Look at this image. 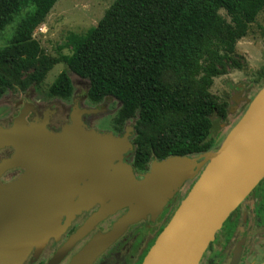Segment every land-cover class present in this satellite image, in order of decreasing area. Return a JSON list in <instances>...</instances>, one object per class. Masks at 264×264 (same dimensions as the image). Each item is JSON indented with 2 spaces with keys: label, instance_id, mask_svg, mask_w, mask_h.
<instances>
[{
  "label": "water",
  "instance_id": "1",
  "mask_svg": "<svg viewBox=\"0 0 264 264\" xmlns=\"http://www.w3.org/2000/svg\"><path fill=\"white\" fill-rule=\"evenodd\" d=\"M32 106L26 105L10 127L0 125V149H15L0 161V264H23L34 247L39 251L56 236L63 215L67 223L100 205L67 249L95 223L127 208L111 230L96 235L74 260L87 264L130 225L149 216L155 220L192 180L141 264H199L231 213L264 179V85L217 149L155 159L141 178L125 160L134 149L132 128L122 136L89 129L82 114L99 109L76 107L71 123L54 132L45 121H27ZM16 167L24 172L2 182V175ZM241 251L239 244L230 264H238Z\"/></svg>",
  "mask_w": 264,
  "mask_h": 264
},
{
  "label": "trees",
  "instance_id": "2",
  "mask_svg": "<svg viewBox=\"0 0 264 264\" xmlns=\"http://www.w3.org/2000/svg\"><path fill=\"white\" fill-rule=\"evenodd\" d=\"M57 1L0 0V29L24 14L0 49V98L42 82L63 62L89 80L93 100L120 101V122L135 120L136 171H147L155 159L219 147L213 117L225 121L229 101L211 88L216 77L243 68L237 43L264 0H115L94 29L69 35L72 53L55 57L42 53L33 33ZM68 71L51 85L53 96L72 95Z\"/></svg>",
  "mask_w": 264,
  "mask_h": 264
},
{
  "label": "flooded vegetation",
  "instance_id": "3",
  "mask_svg": "<svg viewBox=\"0 0 264 264\" xmlns=\"http://www.w3.org/2000/svg\"><path fill=\"white\" fill-rule=\"evenodd\" d=\"M65 70L68 71L67 66ZM68 74L73 86V93L69 98L53 96V101L39 103L30 99V94L28 93L29 88H27L23 90V97L14 103L11 110L7 114L3 113L5 116L0 119V125L10 127L15 117L26 108V105H33L32 108L28 109L27 121H45L48 129L59 132L62 131L65 124L71 123V116L76 107L79 110L97 108L99 109L98 112L82 114V119L86 127L99 132H111L119 136L124 135L127 130L132 128L129 131L131 134L130 140L135 149V120H126L123 123L119 121L117 112L121 105L120 101L110 95L104 96L98 101L93 100L89 96V80L71 71H68ZM254 95H250L249 87L244 90L239 89L236 97L230 99L233 106L229 104L228 117L234 111H242L243 114L248 107L249 99L253 98ZM232 108L234 111L229 113V110ZM15 111L16 113H14ZM108 115H113L110 129L108 131L98 130L97 120L105 118ZM226 122L227 119L224 121V126L227 125L228 122ZM221 133L222 128L216 131L218 136ZM134 149L125 155V160L132 166ZM14 152L15 149L11 146L1 148L0 161L13 156ZM133 169L138 178H141L146 172L136 171L134 166ZM23 172V167L10 169L2 175L1 181L4 183L13 181ZM194 181H188L168 202L163 212L155 220H152L149 216L147 219H142L130 225L123 234L97 253L87 264H141L156 238L171 219L181 200L190 190ZM262 182H264V179L239 207L231 213L223 227L217 232L215 240L210 243L199 264H230L235 249L239 244H241L242 251L238 264H261L263 262L264 190L259 189L258 192L256 191ZM99 208L100 205L95 204L90 209L82 210L67 223V217L63 215L60 219V228L56 232V236H51L39 251H36V247H34L23 264H74L76 257L80 256L93 238L98 234L111 230L117 219L127 211V208L122 209L98 221L82 237L66 249V245L69 243L71 237L86 224Z\"/></svg>",
  "mask_w": 264,
  "mask_h": 264
},
{
  "label": "rangeland",
  "instance_id": "4",
  "mask_svg": "<svg viewBox=\"0 0 264 264\" xmlns=\"http://www.w3.org/2000/svg\"><path fill=\"white\" fill-rule=\"evenodd\" d=\"M115 0H58L45 20L36 28L33 38L40 43L42 53L58 57L60 54L72 53V46L68 42L71 33L86 34L95 28L106 10ZM221 13L228 19L225 10ZM24 16L23 11L15 16L14 20L4 29H0V49L9 44L18 23ZM237 52L240 61L244 64L242 69H230L225 75L215 78L211 91L221 100L236 97L239 89L249 87L253 96L264 85V11L251 24L247 35L237 43ZM66 64L59 62L47 73L44 80L29 87L30 99L35 102L45 103L53 101L50 87L61 73ZM73 78H75L73 76ZM248 91V90H247ZM24 91L20 87L8 89L0 98V119L4 118L19 100ZM16 113V111L14 112ZM242 111L232 113L227 118V125L216 116L213 117L214 131L222 128V133L217 137V143H221L225 134L238 121ZM113 115L97 120L98 130L108 131L112 123ZM224 127V128H223ZM213 136V134H212ZM264 190V182L256 189Z\"/></svg>",
  "mask_w": 264,
  "mask_h": 264
}]
</instances>
